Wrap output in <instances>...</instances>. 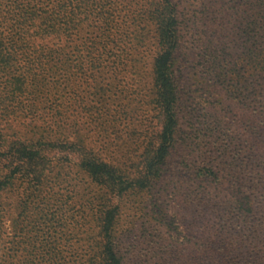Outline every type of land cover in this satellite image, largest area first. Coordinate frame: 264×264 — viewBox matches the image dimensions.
I'll return each mask as SVG.
<instances>
[{
  "label": "rangeland",
  "instance_id": "rangeland-1",
  "mask_svg": "<svg viewBox=\"0 0 264 264\" xmlns=\"http://www.w3.org/2000/svg\"><path fill=\"white\" fill-rule=\"evenodd\" d=\"M245 1L218 0L211 9L210 0H170L180 14L179 46L171 65L179 116L163 178L147 187L110 191L79 168L77 154L68 148L47 151L40 162L30 163L39 172L38 180L23 179L19 172L7 183L0 177V264H47L46 248L53 250L56 264L83 263L99 242L102 210L114 215L111 234L123 264L162 263L165 256L181 252L178 261H189L191 251H198L203 261L208 258L209 264H223L218 257L209 259L204 250L220 238L217 227L223 220L214 202L224 204L229 191L238 187L235 181L218 186L196 170L209 154L202 148L208 130L220 124L244 142L240 159L264 158V135L247 132L264 120L249 98H236L232 92L229 72L241 39L227 20L218 19V10L229 5L240 10ZM19 2L37 13L23 35L20 58L38 57L49 82L37 95L23 97L31 112L12 117L11 128L0 122V135L8 141H61L64 136L70 140L77 129L94 153L136 177L146 138L162 120L152 98L153 61L159 51L156 9L163 1ZM44 10L57 31L44 32ZM214 65L224 77L216 76ZM7 173L0 162V176ZM246 197L255 207L262 196ZM229 260L249 264L239 255ZM259 262L264 264V259Z\"/></svg>",
  "mask_w": 264,
  "mask_h": 264
},
{
  "label": "trees",
  "instance_id": "trees-1",
  "mask_svg": "<svg viewBox=\"0 0 264 264\" xmlns=\"http://www.w3.org/2000/svg\"><path fill=\"white\" fill-rule=\"evenodd\" d=\"M161 1L163 2L156 9L159 51L153 61L156 92L152 101L162 120L158 129L146 138V145L138 162L140 174L131 177L130 172L111 165L94 153L78 130L73 129L70 140L64 136L65 140L61 141L42 137L37 140L15 138L8 141L0 135V162L6 164L8 172L0 176L4 179L3 182L7 183L16 172L28 181L38 180L39 172L30 163L40 162L44 153L57 147L68 148L69 152L77 154L79 168L110 191L117 189L121 193L133 185L147 187L163 178L162 166L174 144L179 116V95L171 65L179 46L180 14L177 3ZM210 1L207 8L214 9L218 0ZM25 6L19 0H0V122L3 123L2 127L7 128H11L9 122L12 117L31 112L23 104V97L27 94L37 95L49 82L47 68L45 64L42 68L38 57L20 58L23 35L37 17L32 7ZM59 9L60 7L57 8L58 11ZM218 14L221 23L227 20L234 34H238L241 39L240 51L229 72L232 77V92L236 98H249L257 114L264 120V0H246L240 10L229 5L218 10ZM41 15L44 32L59 29L54 20L48 17L50 13L47 10L42 11ZM211 42L206 41L207 44ZM212 62L217 63L214 60ZM216 69L217 67L214 68L216 76L224 77L225 74ZM48 70L52 72L51 68ZM226 127L220 124L217 129L211 127L208 130L209 139L203 143L202 148H207L209 154L196 172L205 179H215L218 186L226 181H235L238 189L229 191L230 198L224 204L213 201V207L218 206L220 209L223 223L217 227L220 238L213 247H206L204 254L209 259H223V264H229V258L234 259L238 255L249 260V264H261L259 261L264 259V158L240 159V151L245 149V144ZM247 132L256 137L264 135V121L262 124L249 126ZM246 196L262 197L253 207L252 201ZM195 200L192 198V201ZM201 200L207 204L211 201L204 198ZM103 211L99 216V242L91 257L81 264H123L111 234L114 215L111 211ZM1 225L0 215V227ZM46 250L49 261L47 264H56L51 259L53 250ZM197 252L194 254L191 251L189 261H178V257L184 256L181 252L177 257L165 256L162 263L157 264H209L208 258L203 261Z\"/></svg>",
  "mask_w": 264,
  "mask_h": 264
}]
</instances>
